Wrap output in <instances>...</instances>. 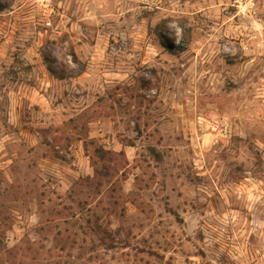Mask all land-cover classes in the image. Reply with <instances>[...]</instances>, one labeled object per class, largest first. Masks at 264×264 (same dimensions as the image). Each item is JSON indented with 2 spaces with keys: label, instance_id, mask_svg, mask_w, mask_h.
Here are the masks:
<instances>
[{
  "label": "rangeland",
  "instance_id": "1",
  "mask_svg": "<svg viewBox=\"0 0 264 264\" xmlns=\"http://www.w3.org/2000/svg\"><path fill=\"white\" fill-rule=\"evenodd\" d=\"M73 1L0 0V264H264V0Z\"/></svg>",
  "mask_w": 264,
  "mask_h": 264
},
{
  "label": "crops",
  "instance_id": "2",
  "mask_svg": "<svg viewBox=\"0 0 264 264\" xmlns=\"http://www.w3.org/2000/svg\"><path fill=\"white\" fill-rule=\"evenodd\" d=\"M69 1V3H72V0H60L59 5L61 6V11L59 13H61L62 17H65L67 20H70L69 15H73L72 12L70 11L72 9V4H67ZM103 1L105 3V12L109 13V15H113L116 18L119 17V13H123V10L119 8V10H117V3L120 2L119 0H100V1H96L94 2L95 5H99L100 8H95V5L93 6L92 2H87L85 0H74L73 4L75 5L79 3V6H82L81 8H79L78 14L79 16H81L82 14H86L90 17L96 18L97 16H99L100 12H98V9H100V11H102L103 13ZM148 1V0H147ZM108 3H113L116 4L115 6V10H109L107 9ZM98 18V17H97ZM92 58H95V55L92 56ZM92 74H83L78 76L76 79H73V81H86V80H90L93 81L95 80L97 77H99V81L103 82V72L100 75H97L95 77H91V79H89L88 77L86 78V76H91ZM71 78H69L68 80H70ZM64 79H62L61 81H63ZM29 90L26 89L25 87H18V89H16V91H9V99H10V104H9V108L12 111V113L14 112H20L21 110H24L26 106H28V104H26V100L27 99H34L33 94H31V92H28ZM35 91V90H34ZM38 95L42 98H44V100L46 101L47 105L48 102L46 100V97L42 96V94ZM39 97V98H40ZM31 105V104H30ZM66 105V104H65ZM50 108V106H48ZM62 109L66 110L67 112H69L71 109L70 106L66 105H61Z\"/></svg>",
  "mask_w": 264,
  "mask_h": 264
},
{
  "label": "built area",
  "instance_id": "3",
  "mask_svg": "<svg viewBox=\"0 0 264 264\" xmlns=\"http://www.w3.org/2000/svg\"><path fill=\"white\" fill-rule=\"evenodd\" d=\"M254 0H233L232 6L236 9V14L245 15L254 7ZM49 22H45V26H49Z\"/></svg>",
  "mask_w": 264,
  "mask_h": 264
},
{
  "label": "trees",
  "instance_id": "4",
  "mask_svg": "<svg viewBox=\"0 0 264 264\" xmlns=\"http://www.w3.org/2000/svg\"><path fill=\"white\" fill-rule=\"evenodd\" d=\"M96 153L99 154L98 156H96L98 158V161H100V166H96V162L93 161V168H94V175L93 177L97 176V177H103V154L107 153V154H111V151L108 150H103L102 148H97ZM120 154H123L124 152H119ZM118 153V154H119ZM104 168H106V166H104Z\"/></svg>",
  "mask_w": 264,
  "mask_h": 264
}]
</instances>
